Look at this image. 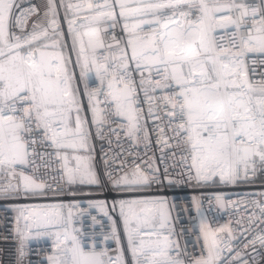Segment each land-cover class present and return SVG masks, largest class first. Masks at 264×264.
<instances>
[{"label": "snow or ice", "instance_id": "snow-or-ice-1", "mask_svg": "<svg viewBox=\"0 0 264 264\" xmlns=\"http://www.w3.org/2000/svg\"><path fill=\"white\" fill-rule=\"evenodd\" d=\"M117 3L121 17L139 18L131 29L133 33L143 31L144 24L151 26L150 34L135 35L134 39L128 40L130 59L140 71V86L146 97L149 90L144 87L145 83L152 86V91L157 87L172 89L171 95L164 97L170 106L166 115L178 144L186 146L190 154L187 180L205 185L218 179L221 184L235 185L237 181L248 180L256 174L257 162L264 169V79L251 81L245 63L250 54L264 57V10L235 0L223 3L221 0H117ZM67 7L77 12L82 10L81 5L69 3ZM94 7L100 10L84 17L89 24L115 20L108 0L103 5H87L89 10ZM233 11L237 12L235 18L231 14ZM38 12L36 6L22 9L19 0H0V173L7 172L11 177L19 178L15 185H0V195L12 192H23L26 196L44 194V183H38L22 170L17 171V166L34 164L30 156L36 153L34 149L29 151V145L36 141L26 138L31 136L33 125L36 129L42 128L44 138L57 149H87L90 137L85 130L87 119L81 116L83 107L79 88L74 87L76 75L68 70L70 58L66 59L62 52L47 50L58 47L59 42L55 40L51 45H43V49L32 47L41 37L49 36V28L53 34L62 35L56 0H47L43 13L47 26L37 19L32 32L23 37L10 31L12 27L23 31L28 17ZM257 15L260 16L258 20ZM249 17L252 19L250 28L246 27ZM74 23L75 20L68 21L69 33L73 34V50L79 41L75 63L80 68V79L87 81L94 72L99 80V87L91 91L85 83L97 134H101L100 125L106 121L107 115L105 109L98 107L100 101L96 99L103 95L111 114L127 120V135L135 137L141 131V117L140 109L135 107L137 90L127 52L121 49L119 56L115 53L98 55L97 50L104 48L100 28L97 26L85 33L90 37L86 48L80 33L73 28ZM84 26L81 24L82 28ZM229 26L235 30L230 46L225 47L218 43L215 33L218 28ZM124 29L129 31L127 23ZM145 68L149 71L154 68L160 79L146 82L143 78ZM94 100L96 102L92 103ZM149 114H152L151 108ZM163 143L168 146L166 139ZM64 159L69 183L79 180L81 184H99L93 171L87 166L81 167V157H76L75 169L68 168L67 157ZM155 172L149 176L136 166L131 173L118 179L113 180L111 173L108 176L114 187L134 191L153 181L162 183ZM167 172L165 168V179L171 184L174 181L168 178ZM117 203L132 264H185L177 258L179 244L173 238L171 209L175 204L170 208L165 197L120 199L113 206ZM193 203L206 255L194 258L191 264H221L223 252H231L232 248L219 233L226 232L231 240L232 222L229 221L221 231L216 218L210 219L204 214L196 197H193ZM215 203L224 208V195L216 194ZM96 206L103 207L104 202H97ZM257 206L264 212V206ZM73 207L78 205L18 206L17 224L21 219L24 221V229L17 228L22 241L21 256L23 241L35 229L37 235L55 237L53 255L48 257L50 264H128L115 221L112 238L117 248L116 255L112 256L106 248L97 251L95 244L86 247L76 235L79 229L74 227ZM65 208L68 209L67 215L63 212ZM53 227L57 231L49 232ZM257 242L264 248V234L248 243L255 245ZM244 247L247 248L248 244ZM240 258V252L232 257L233 260ZM243 264L248 261L244 260Z\"/></svg>", "mask_w": 264, "mask_h": 264}, {"label": "built area", "instance_id": "built-area-1", "mask_svg": "<svg viewBox=\"0 0 264 264\" xmlns=\"http://www.w3.org/2000/svg\"><path fill=\"white\" fill-rule=\"evenodd\" d=\"M221 2H230V0H221ZM236 3L257 7L264 10V0H235ZM22 9L36 6L39 9L38 14L28 17L27 25L21 31L20 28L12 27L11 32L21 37L32 32V25L37 19H41L47 26V18L43 13L47 7V0H19ZM81 5L82 10L77 12L69 10L67 5ZM103 5L105 0H56L57 13L59 20L60 34H53L49 28V36L41 37L35 41L36 44L50 39H63L65 45L74 53V59H71V72L76 75L74 87L79 88V100L82 104V118L87 119L85 130L90 133L87 143V149H57L51 145V141L44 138V130L36 129L33 125V132L30 138L36 141L35 144L29 145V151L35 150V155L30 156L34 164L28 166H17V171H24L27 175H32L38 183L46 185L43 195H25L23 192L10 193L9 195H0V264H50L48 257L53 255L55 246V237L51 234L37 235L36 230L23 241V256H21V237L17 228L24 229V221L21 219L17 224L19 212L18 206L23 205H78L73 207L74 227L79 229L76 235L82 240L86 247L93 244L96 250H109V255H116L117 244L112 238L113 221L121 238L124 248L125 258L128 264H132L131 254L128 250L127 239L124 233L123 219L119 214L118 203L120 199H148L153 197H165L169 206L175 204L171 209V226L175 230L174 239L179 244V257L185 264H191L194 258L206 255L203 237L200 235L198 223L199 218L193 203V197H196L201 203V210L210 219L215 217L218 221V227H223L231 221L233 228V238L229 240L226 232H220L224 236V241L228 242L232 248L229 252L225 250L222 254L221 264H243L244 260L248 264H264V248H261L259 242L255 245L248 242L258 235L264 234V212L257 204L264 206V169L259 162L256 164V174L248 180H239L235 185L221 184L218 179L215 183L209 182L205 185H197L195 181L187 180V170L191 163L190 154L186 146L178 144L174 133L169 124L170 118L166 115L170 106L167 105L164 97L171 95V88H159L152 91V86L145 83L144 87L148 88V97L144 94V89L140 86L141 74L135 68V63L131 61V47L128 46V40L134 39L135 35L144 36L151 33V26L144 24L143 31L133 33V25L139 18L125 19L120 16V8L117 0H108L115 13V20H105L99 25L89 24L84 19L85 16H92L98 8L89 10L87 5ZM251 9H249L250 11ZM18 14V11H17ZM226 14V13H224ZM233 18L237 15L236 11L232 13ZM195 15V14H194ZM219 15V14H218ZM260 18L257 15L256 19ZM69 20H75L73 28L80 33L85 47H88L89 33L93 28H100V37L104 42V48L98 49V55H109L115 53L117 56L120 50L127 52L129 58V67L132 71V78L136 85L135 107L140 109V126L141 131L135 137L127 135V120L117 117L109 111L110 106L105 101L103 95L96 99L100 101L98 107L105 109L106 121L100 125V135L97 134V125L92 123V112L89 105L88 96L85 94V83L88 90L91 91L99 87V80L96 79L95 73L87 81L80 79V68L76 65V50H79V41H77L76 50H73V34L69 33ZM129 25V31L124 29V24ZM81 24L85 26L82 28ZM252 26L251 17L247 18L246 27ZM235 29L232 26L227 28H218L215 35L218 43L229 47L233 39L232 33ZM223 37L222 40L219 38ZM236 39H239L237 34ZM109 45L112 47L109 48ZM248 77L251 81H260L264 79V57L259 54H250L245 61ZM143 78L153 81L159 80L160 76L156 74L153 68L149 71L143 70ZM106 88V83H105ZM149 97L151 99H149ZM94 100L92 103H95ZM151 108L152 114H149ZM74 127V125H73ZM163 129V132H161ZM145 133L147 138H145ZM168 141V146L163 140ZM159 141V142H158ZM59 153V155L57 154ZM188 159L184 160L183 157ZM67 157V167L75 169L77 166L76 157H81L80 165L92 161L94 172L97 174L99 184H78L69 183L65 169V159ZM136 166L146 174L151 176L156 169L155 175L159 177L162 183L151 182L148 186L134 191H128L123 187H114L112 180L109 179L108 173L112 174V179H118L125 173H131ZM167 168L168 178L174 182L169 184L165 179L164 169ZM18 177L13 178L7 172L0 173V185L18 182ZM182 180L181 183L175 181ZM77 185L98 186V189L87 188L84 190L75 189ZM223 194L226 206L220 208L215 203V195ZM103 201L104 206H96L97 202ZM227 201H231L230 204ZM138 210V209H137ZM68 209H63L67 215ZM239 222V223H237ZM43 231V230H42ZM54 233L57 228L53 227L48 230ZM109 237V239H105ZM147 238V237H146ZM248 244L245 248L244 245ZM223 246V242H222ZM255 249V251H254ZM236 252L241 253L239 260H233Z\"/></svg>", "mask_w": 264, "mask_h": 264}, {"label": "rangeland", "instance_id": "rangeland-1", "mask_svg": "<svg viewBox=\"0 0 264 264\" xmlns=\"http://www.w3.org/2000/svg\"><path fill=\"white\" fill-rule=\"evenodd\" d=\"M55 41H58L59 42L58 47L56 49H52L51 47H49L47 49L48 51H52V50L59 51V52H62L64 54V56H65L66 59H68V58H70V60L71 59H74V53L65 45V42L63 41V39H60V40L59 39H56ZM52 42L53 41H51L50 39H48V40H45L43 42H40V43L36 44L35 47H39V48H42L43 49V45H45V44L51 45ZM76 54H77V50H76ZM71 69L72 68L70 67V64H68V70H69V72L72 71ZM83 166H87L91 171L94 172V168H93L92 161H88V162L83 163ZM78 184H81V183H78Z\"/></svg>", "mask_w": 264, "mask_h": 264}, {"label": "trees", "instance_id": "trees-1", "mask_svg": "<svg viewBox=\"0 0 264 264\" xmlns=\"http://www.w3.org/2000/svg\"><path fill=\"white\" fill-rule=\"evenodd\" d=\"M87 188L98 189V186L77 185L75 187V189H78V190H84V189H87Z\"/></svg>", "mask_w": 264, "mask_h": 264}, {"label": "clouds", "instance_id": "clouds-1", "mask_svg": "<svg viewBox=\"0 0 264 264\" xmlns=\"http://www.w3.org/2000/svg\"><path fill=\"white\" fill-rule=\"evenodd\" d=\"M224 227H226V225ZM220 230L223 231V228H221Z\"/></svg>", "mask_w": 264, "mask_h": 264}]
</instances>
